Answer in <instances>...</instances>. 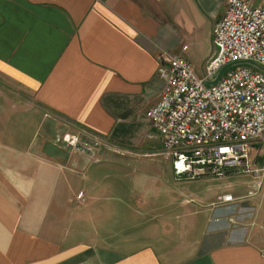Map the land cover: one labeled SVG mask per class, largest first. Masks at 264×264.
Here are the masks:
<instances>
[{
	"label": "crops",
	"instance_id": "obj_1",
	"mask_svg": "<svg viewBox=\"0 0 264 264\" xmlns=\"http://www.w3.org/2000/svg\"><path fill=\"white\" fill-rule=\"evenodd\" d=\"M227 2L0 0V264H264V176L186 180L159 150L157 180L124 183L76 147L161 149L160 63L187 46L203 73Z\"/></svg>",
	"mask_w": 264,
	"mask_h": 264
},
{
	"label": "built area",
	"instance_id": "obj_2",
	"mask_svg": "<svg viewBox=\"0 0 264 264\" xmlns=\"http://www.w3.org/2000/svg\"><path fill=\"white\" fill-rule=\"evenodd\" d=\"M212 43L201 74L185 54L187 46L160 63L164 89L147 112L161 142L159 155L186 180L239 172L264 176V166L252 159L253 147L264 142V5L228 0ZM262 179L250 195L261 191Z\"/></svg>",
	"mask_w": 264,
	"mask_h": 264
},
{
	"label": "rangeland",
	"instance_id": "obj_3",
	"mask_svg": "<svg viewBox=\"0 0 264 264\" xmlns=\"http://www.w3.org/2000/svg\"><path fill=\"white\" fill-rule=\"evenodd\" d=\"M205 46L204 51L206 56L211 53L212 47L208 44H205ZM83 139L92 140L87 147L94 152L93 155H90L79 150L90 157L87 164H85L86 166L88 165L85 174H98V171L101 168H107L108 170L115 168L116 173L110 172V174L114 175L113 178H115L116 181L136 183V180L138 181V179L141 178V176H144V174H148L152 180H157L158 175L163 171L165 161L161 156L150 154L145 155V153L158 152L160 147L151 145L149 149L139 151L136 155H130L111 151L102 143L96 145L95 140L90 137L83 136ZM151 179L149 178L146 181L150 182Z\"/></svg>",
	"mask_w": 264,
	"mask_h": 264
},
{
	"label": "water",
	"instance_id": "obj_4",
	"mask_svg": "<svg viewBox=\"0 0 264 264\" xmlns=\"http://www.w3.org/2000/svg\"><path fill=\"white\" fill-rule=\"evenodd\" d=\"M76 147L79 149V150H81V151H84V152H86V153H88V154H90V155H93V151L90 149V148H88L86 145H84L82 142H78L77 144H76Z\"/></svg>",
	"mask_w": 264,
	"mask_h": 264
}]
</instances>
